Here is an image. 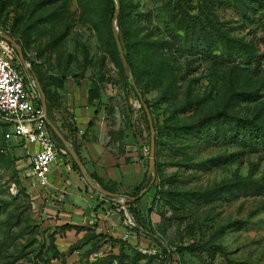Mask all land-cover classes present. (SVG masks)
I'll return each instance as SVG.
<instances>
[{
	"label": "rangeland",
	"instance_id": "rangeland-1",
	"mask_svg": "<svg viewBox=\"0 0 264 264\" xmlns=\"http://www.w3.org/2000/svg\"><path fill=\"white\" fill-rule=\"evenodd\" d=\"M178 2L190 23L212 32L213 44L203 53L200 36L177 52L176 59L167 60L170 76L145 73L138 79L157 140V168L150 171L148 121L132 72L122 68L108 43L103 0L95 11L97 26L81 16L77 0H0V29L23 47L29 67L43 68L40 79L45 86L59 94L57 87L67 77L87 90L96 85L108 141L118 150L126 140L141 148L147 185L141 188L144 195L134 218L152 233L137 234L136 242L102 237L86 245L73 241L59 250L49 225L39 220L43 212L33 211L32 199L22 192L28 185L21 168L10 160V140L2 138L0 123V264H264V146L250 151L223 136L185 129L187 123L223 107L264 124V0L247 9V16L222 0H140L143 13L138 21L148 22L157 38L158 29L172 27L165 13L175 12ZM207 17L230 35L250 40L258 57L248 63L244 53L226 54ZM240 91H254V99H244ZM246 180L259 181L261 187L249 188L243 184ZM116 200L112 206L125 230ZM193 242L213 246L199 248ZM162 247L169 256L160 254Z\"/></svg>",
	"mask_w": 264,
	"mask_h": 264
},
{
	"label": "crops",
	"instance_id": "crops-1",
	"mask_svg": "<svg viewBox=\"0 0 264 264\" xmlns=\"http://www.w3.org/2000/svg\"><path fill=\"white\" fill-rule=\"evenodd\" d=\"M28 70L33 79L45 76L41 66L33 70L28 67ZM57 91L60 105L52 108L57 124L50 121L66 135L69 143H75L87 173H94L104 184L113 185L121 194L142 182L145 170L141 148L135 143H125L127 140L122 143L121 150L111 145L103 105L88 102L84 84L67 77ZM36 148L35 144L25 146L20 141L10 140L8 150L18 156L14 163L21 168L19 173L26 183L30 151ZM49 180L46 192L32 186H28L26 191L32 199L33 211L43 212L39 220L49 225L59 250L62 251L73 241L86 245L101 237L103 240L121 238L124 230L119 213L112 206L118 196L108 198L99 193L64 156L52 162ZM92 234L94 236L85 239ZM135 237L132 233L127 240L136 242Z\"/></svg>",
	"mask_w": 264,
	"mask_h": 264
},
{
	"label": "trees",
	"instance_id": "trees-1",
	"mask_svg": "<svg viewBox=\"0 0 264 264\" xmlns=\"http://www.w3.org/2000/svg\"><path fill=\"white\" fill-rule=\"evenodd\" d=\"M77 1L81 7V16H86V18L94 26H97L99 21L97 19L95 11L97 9L98 0H77ZM222 1L225 4L231 6L237 12H239L242 16H247V9H253L255 3L260 2V0H222ZM113 3H114L113 0H103L104 14L102 17V22L104 24L105 34L107 36L108 43H111L112 46L114 47V51L122 66L111 29V18L115 10V6ZM139 6H140V0H119V11L117 15L118 36L121 40L123 51L129 63L130 70L133 74L134 83L136 84L137 87H138L137 84L140 75H143L145 73L154 74V75L157 74L160 75V73H162V74H166L167 76H170L171 72L168 71L166 67L167 60L176 59L177 52L182 51V49L186 46V44L188 43L192 44V42L196 41L197 39L199 41L200 36L203 37V42H204V46H202L203 49L201 51L207 54L212 48V44H213L211 38L212 32L209 33V31L206 30L205 33H209V34L205 35L204 31H201V29L206 27L203 26L195 27L192 23H190L186 18L185 11L182 8V6L179 4V2L176 3L174 7L175 12L167 11L165 13V16L169 18L170 22L172 23V27H170V25L165 24L164 32H167V35L171 37L170 38L172 39L171 41L166 38L164 32H161V30H159L158 27H156V29H158L157 34H159V36L155 38L154 36L156 35H154V31L152 30V27L149 26L148 22L145 23L138 21L137 16L138 15L140 16L143 13V11L139 9ZM206 6L209 7L210 5L206 3ZM207 19L211 27H213L214 30L217 31V39L220 40V43L222 44L224 52L226 54L231 55V53H244L247 56L246 58L248 59V63L251 62V59L249 58L258 57V54H256L254 51L255 45L250 40L232 34L230 35L228 30L224 28L222 25L215 22L209 17H207ZM174 29H177V31L179 32H174ZM98 36L99 39L102 40L101 36L100 35ZM9 44L11 45V43ZM22 51H23L24 59L28 60L23 47H22ZM19 68L23 71L24 76L26 77L25 75L26 73L21 64H19ZM33 69L34 67L32 66V70ZM38 81L41 84L42 90L45 94L47 118L51 121H54L52 115V108L60 105L58 99L59 94L52 93L48 89V87H46L45 84L41 81L40 77L38 78ZM138 89L143 96L140 87H138ZM237 94L244 96L243 97L244 99H248V100L254 99L253 97L254 91H240L237 92ZM87 99L89 103H95V104L97 103V105L99 104L98 103L99 91L96 85H92L91 87L88 88ZM144 100L147 103L146 99ZM47 126L50 135L55 141L57 147H61L65 149L66 153L63 156L66 157L71 162V165L78 172H80L78 165L69 155L61 139L51 129L49 124H47ZM185 129H187L188 132L199 133L200 135L204 133L208 137L212 136L217 138L219 136H223L224 139L228 138L229 140H232L240 144L241 146H243L244 148L250 151H256L260 147L264 146L263 123L256 121V117L254 116L230 113L224 107L220 108L219 110L213 113H207L201 116L200 118H198L194 122L187 123L185 125ZM4 132H5V127H3V131H2L3 139H4ZM64 136L66 138V135ZM72 145L77 151V147L74 142H72ZM156 145H157V140L155 138V167L157 166ZM9 156L12 162H14L18 158V156L13 154L12 152L9 153ZM89 175L104 188L112 192H116L115 187L113 188L112 185L110 186L104 184L102 182V179L97 177L94 173L90 172ZM243 184H247L246 186L249 188L257 189L261 187L262 183L259 181L255 182L252 180L251 181L246 180ZM146 185L147 184H144V182L142 181L138 185L133 187L131 191L126 192L125 194H128L130 196L136 195L138 194L139 190ZM26 188H27L26 186H24V188L22 187V192L28 199H30L29 193L26 191L27 190ZM142 196H139L135 200L126 199L128 209L133 214L136 215V218H138L139 215L138 202ZM105 197L113 198V196H105ZM27 217H29V214ZM137 224L143 230H145L147 234H152L151 231H149V229L145 228L142 225V223H137ZM66 226H68V224ZM137 231L138 228L136 229L134 234L135 235L138 234L137 236H139V233H136ZM92 236L94 235L92 234L91 236H87L85 239H89ZM107 239L113 242L119 241L121 243H125L126 241V239H122V238L112 239L109 237ZM191 244L199 248H208L210 246H213L210 244L199 243V242H193ZM214 246L222 250V247L220 245L216 244ZM160 252L161 255L163 254L169 256V250L167 249V247H162ZM57 253L58 250L55 249L53 256H56ZM241 262L244 264H253L249 261H241Z\"/></svg>",
	"mask_w": 264,
	"mask_h": 264
},
{
	"label": "built area",
	"instance_id": "built-area-1",
	"mask_svg": "<svg viewBox=\"0 0 264 264\" xmlns=\"http://www.w3.org/2000/svg\"><path fill=\"white\" fill-rule=\"evenodd\" d=\"M19 64L23 69L29 67L27 60L24 65L21 63L15 47L0 36V123L5 127L4 139L20 141L25 146H37L35 150L30 151L27 185L46 192L50 183L51 164L60 159L66 151L57 147L51 137L40 92L34 79L27 74L24 76ZM116 201L117 209L123 212V222L126 226L121 238L128 239L137 228L136 233L145 235L146 231L137 224L134 214L128 209L126 198L118 196ZM147 249L152 253L157 252L155 247Z\"/></svg>",
	"mask_w": 264,
	"mask_h": 264
},
{
	"label": "water",
	"instance_id": "water-1",
	"mask_svg": "<svg viewBox=\"0 0 264 264\" xmlns=\"http://www.w3.org/2000/svg\"><path fill=\"white\" fill-rule=\"evenodd\" d=\"M115 1V10L113 12L112 18H111V29H112V33H113V37L116 43V47H117V51L120 57V61L122 63L123 69L128 72L129 74L131 73L130 70V66L129 63L125 57L124 51H123V47H122V43L121 40L118 36V27H117V15H118V11H119V0H114ZM0 36L3 37L6 41H8L9 43H11L14 47L15 50L17 52V55L21 61V63L24 65L25 63V59L23 56V51L21 46L16 42V40L9 35L8 33H6L5 31L0 29ZM25 72L27 73L28 76H31L28 70V67H24ZM131 75V74H130ZM35 84L40 92L41 95V103L43 106L44 111L46 112V101H45V94L42 90V87L39 83V81L34 78ZM132 83L133 86L137 92L139 101L146 113V117H147V121H148V125H149V134H150V141H149V154H148V169L150 171L155 169V130H154V125L152 123V118H151V114L149 112L147 103L145 102V100L143 99V96L141 94V92L139 91L138 87L136 86V84L134 83V80L132 78ZM47 123L49 124V126L51 127V129L58 135V137L61 139L62 143L64 144L66 150L68 151L69 155L72 157V159L76 162V164L78 165L80 171L82 172L84 178L86 179L87 183L93 187L94 189H96L99 193H101L102 195L105 196H124L126 199H130V200H135L137 199L139 196L143 195L144 189H141L138 194L136 195H128V194H121L118 192H112L106 188H104L103 186H101L99 183L95 182L87 173V171L85 170L83 163L81 161V158L79 157V154L77 153V151L75 150V148L73 147V145L71 143H69L66 138L64 137V135L62 134V132L50 121L47 119ZM150 186V184H148V187Z\"/></svg>",
	"mask_w": 264,
	"mask_h": 264
}]
</instances>
